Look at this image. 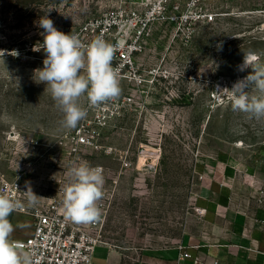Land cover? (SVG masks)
I'll use <instances>...</instances> for the list:
<instances>
[{"label":"rangeland","instance_id":"obj_1","mask_svg":"<svg viewBox=\"0 0 264 264\" xmlns=\"http://www.w3.org/2000/svg\"><path fill=\"white\" fill-rule=\"evenodd\" d=\"M138 2L165 7L136 57L144 81L119 80L121 114L94 135V145L78 148L72 139L82 120L62 129L50 91L34 80L45 58L38 22L48 17L86 43V25L131 1L0 0V173L45 198L36 204L45 208L69 182L74 162L102 167L101 217L78 225L128 250L201 234L220 197L264 225V120L233 111L230 94L217 92L253 73L240 70L245 53L264 65V0ZM80 104L87 108V98Z\"/></svg>","mask_w":264,"mask_h":264},{"label":"clouds","instance_id":"obj_2","mask_svg":"<svg viewBox=\"0 0 264 264\" xmlns=\"http://www.w3.org/2000/svg\"><path fill=\"white\" fill-rule=\"evenodd\" d=\"M38 27L44 30L41 35L45 58L43 67L34 70V80L45 83V91H50L61 114L60 127L74 129L87 116V108L80 104L81 97H86L88 107L93 108L121 95L118 68L112 65L116 48L102 36L85 44L77 34L57 30L48 17H42ZM40 49L35 47L33 51ZM0 54L4 53L0 51ZM259 59L256 53H245L240 70L251 66L253 73L237 81L231 90L217 89L218 93L230 94L233 111L258 121L264 120V65L259 64ZM249 86L251 90L245 91ZM68 177L61 208L64 218L76 224L96 222L102 214L99 201L104 196L103 168L87 161L74 162L68 169ZM24 195L28 207L45 199L37 196L30 187ZM22 206V202L10 194L0 193V264H35L34 253L23 250L19 242L11 239L15 228L9 217Z\"/></svg>","mask_w":264,"mask_h":264},{"label":"built area","instance_id":"obj_3","mask_svg":"<svg viewBox=\"0 0 264 264\" xmlns=\"http://www.w3.org/2000/svg\"><path fill=\"white\" fill-rule=\"evenodd\" d=\"M131 5H121L94 18L84 27L89 33L90 43L97 36H102L107 42L115 46L116 61L114 68H118V76L125 80H139V67L136 57L147 47L153 36V24L164 12V5L148 8L147 3L130 0ZM166 18V17H165ZM177 19V17H174ZM209 20L213 16H208ZM183 22L193 28V21L189 16H183ZM122 105L118 99L109 101L101 106L87 107V116L78 127L73 141L76 147L94 145V135L101 133L108 127L111 120L121 114ZM92 112L93 118L88 119ZM0 193L10 194L22 202L24 206L13 213L32 216L34 219L33 234L25 240H16L25 251L34 253L35 264H95L96 248L104 243L100 236L91 233L81 225L68 221L62 213L63 189L45 208L28 207L25 201L22 184L17 180H10L0 173ZM182 250L183 247H180ZM192 258L183 251L178 261ZM197 264H208L195 257ZM212 264H219L215 261Z\"/></svg>","mask_w":264,"mask_h":264},{"label":"crops","instance_id":"obj_4","mask_svg":"<svg viewBox=\"0 0 264 264\" xmlns=\"http://www.w3.org/2000/svg\"><path fill=\"white\" fill-rule=\"evenodd\" d=\"M204 219L201 234L186 232L177 245L165 248L128 250L100 244L94 254L95 264H197L194 258L212 264H264V225L253 219L247 210L233 207L230 198H217ZM222 201L220 203L219 201ZM14 225L11 239L25 240L33 234L32 216L12 213ZM180 247H183L181 250ZM187 251L192 258L178 261Z\"/></svg>","mask_w":264,"mask_h":264}]
</instances>
